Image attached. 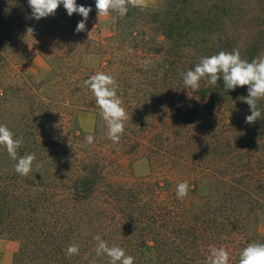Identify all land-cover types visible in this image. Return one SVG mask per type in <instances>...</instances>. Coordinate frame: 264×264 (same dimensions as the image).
Segmentation results:
<instances>
[{
    "label": "trees",
    "instance_id": "trees-1",
    "mask_svg": "<svg viewBox=\"0 0 264 264\" xmlns=\"http://www.w3.org/2000/svg\"><path fill=\"white\" fill-rule=\"evenodd\" d=\"M76 3L92 8L79 33L82 16L62 4L36 20L28 0H0V124L23 137L18 158L36 156L24 177L0 146V239L19 244L10 264H109L96 236L134 264H209L219 247L239 264L249 243H264V99L248 124L247 86L226 90L221 78L194 91L181 73L220 51L249 62L264 54V0H159L124 17ZM34 55L48 64L39 82L29 77ZM98 72L115 78L128 114L117 144L84 84ZM84 112L94 116L89 134L78 129ZM140 162L149 173L136 176ZM72 244L79 254L68 256Z\"/></svg>",
    "mask_w": 264,
    "mask_h": 264
},
{
    "label": "clouds",
    "instance_id": "clouds-1",
    "mask_svg": "<svg viewBox=\"0 0 264 264\" xmlns=\"http://www.w3.org/2000/svg\"><path fill=\"white\" fill-rule=\"evenodd\" d=\"M145 0H95V7L98 17H107L110 12H117L124 17L128 12V6L142 7ZM66 9L67 14L72 16L78 13L82 16L76 26L77 33L86 30V21L89 18L91 7L77 5L76 0H28L31 8V18H41L54 15L60 5ZM33 29L29 27L27 33L32 34ZM91 33V32H90ZM89 33V36H90ZM131 51V49H129ZM145 67L150 61L144 62ZM185 88L194 91L200 88V81L206 80L209 85H216L218 80L223 79L226 90H235L237 87L247 86V96L242 100L250 107L251 114L245 117V122L253 124L261 118V109L258 101L264 99V54L253 59L251 62L241 58L238 49L231 52L220 51L218 54L202 57L200 62L192 70L181 73ZM95 97L96 104L101 110V116L107 125L108 138L113 144L119 143L124 133V121L128 119L122 100L117 95V84L113 76L98 72L84 81ZM87 144L94 142L93 135L85 137ZM23 144V137L14 138L13 132L5 125L0 124V146L6 148L9 156L16 160L15 171L21 176H28L32 171L33 163L36 160L34 153L22 157L17 156V150ZM37 169L41 167L36 164ZM189 185L187 181L177 185L176 195L182 199L188 195ZM98 241L96 254L107 255L110 258L109 264H134V257L126 255L123 248L118 246L109 247L108 244L96 236ZM66 255H78L79 247L75 244L65 249ZM229 254L223 247L213 248L209 264H228ZM239 264H264V243H249L240 253Z\"/></svg>",
    "mask_w": 264,
    "mask_h": 264
},
{
    "label": "rangeland",
    "instance_id": "rangeland-1",
    "mask_svg": "<svg viewBox=\"0 0 264 264\" xmlns=\"http://www.w3.org/2000/svg\"><path fill=\"white\" fill-rule=\"evenodd\" d=\"M159 4V0H145L143 7L156 8ZM112 28L107 22H103L100 26V31L102 34L106 35L111 32ZM91 34L94 33L92 28L88 29ZM48 64L44 58L40 55H34L28 63L29 77L34 82H39L47 76ZM229 119L231 121H236L234 115H230ZM94 128V116L92 113H81L78 116V129L84 134H89ZM133 173L136 176H141L149 173V167L147 163L140 162L136 164L133 168ZM260 231L264 233V221L260 222ZM19 244L17 242L7 241L0 239V264H10L12 261L14 253L18 250ZM146 261L152 262L155 260L156 256L151 251H146L143 255Z\"/></svg>",
    "mask_w": 264,
    "mask_h": 264
}]
</instances>
